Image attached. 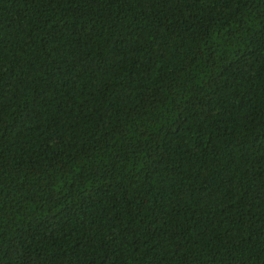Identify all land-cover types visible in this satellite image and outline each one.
Here are the masks:
<instances>
[{
    "label": "trees",
    "instance_id": "obj_1",
    "mask_svg": "<svg viewBox=\"0 0 264 264\" xmlns=\"http://www.w3.org/2000/svg\"><path fill=\"white\" fill-rule=\"evenodd\" d=\"M0 264H264V0H0Z\"/></svg>",
    "mask_w": 264,
    "mask_h": 264
}]
</instances>
